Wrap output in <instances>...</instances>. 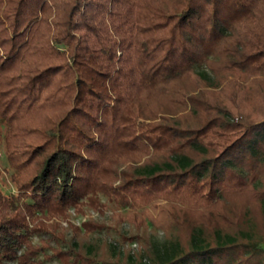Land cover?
I'll return each instance as SVG.
<instances>
[{
    "label": "trees",
    "instance_id": "trees-1",
    "mask_svg": "<svg viewBox=\"0 0 264 264\" xmlns=\"http://www.w3.org/2000/svg\"><path fill=\"white\" fill-rule=\"evenodd\" d=\"M1 141L0 264H264V0H0ZM102 197L149 262L64 246Z\"/></svg>",
    "mask_w": 264,
    "mask_h": 264
},
{
    "label": "rangeland",
    "instance_id": "rangeland-1",
    "mask_svg": "<svg viewBox=\"0 0 264 264\" xmlns=\"http://www.w3.org/2000/svg\"><path fill=\"white\" fill-rule=\"evenodd\" d=\"M211 63L205 66V69L213 75V70L211 69ZM195 85L191 77H186L178 83L183 90L190 89ZM174 94L163 95L159 92L154 94V103L159 106H176L173 98ZM13 169L10 167L7 155L5 152L4 141L0 142V188L6 194H16L17 189L15 183L12 180ZM102 202L106 204V209L103 213L98 210L86 206L84 213H76L71 210L70 219L76 225L82 226L81 224L87 220H95L98 222H103L107 225L106 228L86 232L82 229L79 233H74L67 225L63 222V226L66 229L67 241L64 246L68 247L76 246L84 249L89 254L106 256L111 259L127 258L129 254L139 257L143 256L144 261L149 262L143 247L138 242H130L127 240L128 235H133L137 230L133 222L130 220L129 210L117 207L115 204L108 201L107 198L102 197ZM148 233L152 240L160 250L168 249V244L165 240V234L161 229H155L153 227H148ZM44 237H47L46 235ZM40 237L35 236V241L38 242ZM55 246V243L52 242ZM264 245V244H263ZM11 264H17L15 262ZM45 264H60L59 260L55 257L50 260L45 261Z\"/></svg>",
    "mask_w": 264,
    "mask_h": 264
}]
</instances>
